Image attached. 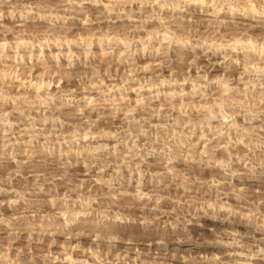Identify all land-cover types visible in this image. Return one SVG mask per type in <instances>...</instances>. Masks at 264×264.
<instances>
[{"label": "rangeland", "instance_id": "374dc122", "mask_svg": "<svg viewBox=\"0 0 264 264\" xmlns=\"http://www.w3.org/2000/svg\"><path fill=\"white\" fill-rule=\"evenodd\" d=\"M120 2L122 0H97L93 5L89 0H83L87 10L85 14L75 6L70 7L71 0H10L17 10L26 12V18L21 25L18 16L15 28L5 18L0 29V53L5 54L0 55V147L5 131H8L9 140L14 141L5 151L12 152L16 160L26 158L23 154L30 144L35 151L31 157L35 169L45 174L58 172L62 161H70L68 176L65 181L57 182L60 185L57 192L63 194L65 188L79 184L82 193L100 196L93 208L108 207L109 216L119 213L127 217L123 221L108 222L110 230L118 236L112 242L110 259L127 252L126 259L134 260L135 264H233L239 257L231 255L234 249L224 244L197 245L181 239L185 232L193 238L208 237L209 228L220 230L222 225L219 221L213 222L198 215L191 217L192 222L186 227L181 224L172 228L169 221L175 214L167 213L171 201L179 196L182 189H176L169 183L171 173L165 169L159 150L167 143L176 152V141L167 137L191 129L194 132L191 143L197 149L207 151L216 141L211 139L205 124L213 127L222 123L234 124L237 128L250 129L252 137L258 135L264 126V112L260 111L264 108V63L251 53V58H246L243 52L238 51L233 58L240 63L225 73L216 63L218 57L206 58L200 54L199 48L190 47L205 41L223 42L236 48L241 46L235 35H225L226 32L232 33L234 26L209 23L212 9L201 10L195 3L184 10L158 9L152 0H128L124 11L119 13L103 8L105 4ZM185 2L156 0V3L170 5ZM76 4L80 5L81 0H76ZM141 4H151V7H141ZM98 11H102L103 16L97 20ZM224 18V12L217 14L216 19ZM161 21H164V26ZM4 29L12 30L5 32ZM251 34H264V28H253ZM74 40L80 43H71ZM129 40L133 43L127 44ZM142 41L149 48L166 45L167 60L161 56L154 60ZM70 54L71 66L68 67ZM157 63L161 64L159 69L156 68ZM57 68L63 70V78L52 75ZM93 70L96 76L92 75ZM170 71L177 83L167 82ZM113 107L115 115L110 116L108 113L113 111ZM237 112L240 114L235 115ZM251 113H256L258 118L248 124L246 121ZM5 114L10 130L4 123ZM98 116L101 118L97 119ZM89 121H95L91 129ZM123 128L127 133L120 131L119 135L127 141V147L117 144V155L109 157V160L123 157L128 148L139 152L144 160L140 162L137 157L129 167H121L118 184L113 181L120 195L114 191L111 197H105L100 194L107 188L91 177L105 180L115 169L108 168L102 173L94 169L86 177L84 163H75L71 154L61 155L68 151V145L62 141L69 139V133L79 132L85 138L82 144L90 141L91 146L98 142L107 145L104 153H96L103 158L112 151L116 140L111 136L98 138L96 133L99 130L116 132ZM89 131L91 137L88 136ZM228 136L235 138L236 132L230 129ZM226 140L227 137L219 138L220 143ZM148 149H156L157 152L146 155ZM235 151L242 152V145H237L235 150L229 147V152ZM224 154L223 149H216L217 159ZM15 167L13 159L0 158V177L7 176ZM176 167L183 168L184 165L177 164ZM215 172V168L198 170L193 165L189 174L198 173L200 179L210 180ZM25 175L27 173L22 172L13 182V187L24 183ZM233 184L248 188L252 200L264 191V181L260 177L254 180L233 178ZM157 200L166 214L152 210ZM142 204L146 206L141 207ZM229 204L235 206V201L229 200ZM261 210L264 211V207ZM0 211L4 215L10 214L6 206ZM48 211L46 206L42 207L40 216ZM153 215L158 219L147 226L141 224L142 218L151 219ZM231 227L236 232L250 234L245 236L244 242L253 249L264 247V232L254 230L243 221ZM162 239L163 243H160ZM68 242L78 244L80 248L93 244L87 235L68 237ZM17 246L27 247L33 252L56 253L66 244L63 235L45 234L41 238L34 237L33 241L22 236ZM100 246L103 248L104 242H100ZM216 257L219 260L214 259Z\"/></svg>", "mask_w": 264, "mask_h": 264}, {"label": "clouds", "instance_id": "9594fccd", "mask_svg": "<svg viewBox=\"0 0 264 264\" xmlns=\"http://www.w3.org/2000/svg\"><path fill=\"white\" fill-rule=\"evenodd\" d=\"M93 5L97 0H89ZM158 9L171 7L174 10L179 8L184 10L189 4L195 3L201 10L212 9L210 13L212 19L209 23L216 25L228 24L233 27V32H226L225 35H235L240 39L241 46L234 47L227 43L201 42L193 44L190 47L193 49L199 48L201 55L206 58L218 57V63L227 73L233 65L240 63L239 60L233 58L236 52H243L246 58L249 53L260 58L261 63H264V34L254 36L251 34L253 28H264V0H210L208 3H202L201 0H186L184 4L170 5L167 3H156L152 0ZM128 0H122L120 3H109L103 6L105 11L123 12L124 5ZM70 7L75 6L76 10L87 14L86 8L81 4L77 5L76 0H71ZM130 6V5H129ZM149 6L141 4V7ZM33 7H36L35 5ZM220 12L225 13L223 20L216 19L217 14ZM19 16V24H23L26 18V12H20L11 3L10 0H0V29L3 28V21L7 18L12 23V28L17 26V17ZM103 16L102 11H98L96 19ZM117 18H120L117 15ZM159 19L158 16L155 17ZM242 18V19H240ZM86 23H91L87 21ZM164 26V21H161ZM12 29H4L5 32ZM218 31V28L216 29ZM71 43L78 44L80 41L74 40ZM127 44L133 43L129 40ZM145 49H147L155 60L157 56H161L164 61L167 60V46L149 48L148 44L141 42ZM164 42L161 41V44ZM127 51V47L125 48ZM0 55H5L0 53ZM69 65L71 66V54L69 56ZM161 67L160 63L156 64V68ZM48 70L45 69V72ZM44 73H41L43 76ZM52 75H60L64 77L63 70L57 68L52 72ZM93 76L97 73L93 70ZM173 73L169 72V81L177 83L173 78ZM156 78L159 80V72L156 73ZM223 78V77H222ZM215 83V82H212ZM147 84V82H146ZM135 90V89H133ZM230 91V89H225ZM70 95V94H69ZM151 99V97H146ZM264 103V99H262ZM115 107L113 111L108 113L110 116L115 115ZM264 112V108L260 109ZM157 115L156 112L152 113ZM237 112L235 115H239ZM101 117L98 116L97 119ZM256 113L250 114V119L246 122L251 124L252 119H257ZM211 119V118H210ZM4 123L10 130L11 125H8L7 114H5ZM95 124V121H89V129ZM199 126V125H197ZM79 127V126H77ZM208 132L211 139L216 141L214 146L206 151L204 149H197L195 144L191 143V138L194 132L189 129L188 132L173 133L167 139L175 140L178 150L173 152L168 144H164V148L159 152L163 155L165 161L164 167L171 173L169 183L176 189H182L179 196L171 201V207L167 214H175L173 219L169 221L172 228L175 229L177 225L186 227L191 223V217L203 216L213 222L219 221L221 223L220 230L209 228V236H198L193 238L187 232L181 237L183 241L192 244H224L229 248L234 249L231 255L239 257L233 264H264V247H253L246 244L245 236L250 234H242L232 229L234 223L243 221L251 225L254 230L264 232V191L255 199H250L252 193L244 186L237 187L233 184V178L247 177L249 180H254L260 177L264 181V126L260 128L259 134L255 137L250 136V129L237 128L234 124L222 123L218 126H209ZM236 132V137L228 136L229 130ZM120 131L127 133V129H118L116 132H104L99 130L96 135L98 138L114 137L116 144L112 145V151L107 152L101 158L96 153H104L107 145L98 142L95 146L88 143H81L85 138L79 132L69 133V139L62 141L68 145V151L61 153L63 156L71 154L75 157V163H84L85 176L88 177L94 169L99 173L108 168H114L108 174L107 179L101 180L96 177H91L97 184L107 188L106 192L100 195L111 197L113 192L116 191L113 181L118 184L119 170L121 167H129L134 163L136 158H140L143 162L144 157L140 153L128 148L123 157L117 160H109V157L117 155V144H124L127 147V141L120 137ZM92 133L89 131L88 136L91 137ZM181 136L184 138L179 139ZM220 137H227L225 143H220ZM34 138V137H33ZM14 141L9 140L8 131L3 134L2 147H0V158L13 159L16 167L9 171L7 176L0 177V209L5 206L10 210L9 215H4L0 211V264H135L134 260L126 259L127 252L123 256L117 254L109 258L112 248V242L118 236L112 232L108 222L123 221L127 217H122L119 213H112L108 207L95 209L93 204L97 203L100 196L93 193H82L81 185L76 184L65 188L64 193L57 192V182L65 181L68 176L67 169L71 166V162L64 160L59 165V170L56 173L45 174L37 171L32 162L31 157L35 155V151L31 149L29 144L28 150L23 154L26 158L16 160L12 152H6L9 144ZM73 144L76 147H73ZM237 145H242L243 151L229 152V147L236 149ZM224 150V155L219 159L216 158V149ZM47 150V149H45ZM157 152L156 149H148L146 155H151ZM51 154V153H49ZM177 164H183V168L176 167ZM195 165L198 170L203 168H215L216 172L212 174V179H200L198 173L190 175L192 166ZM138 168L139 165L137 164ZM26 172L27 175L23 176L24 183H17L13 187V182L17 177ZM28 177H33L29 180ZM117 195H120L116 191ZM160 199H168L161 197ZM229 200L235 201V206L229 204ZM46 206L49 211L43 216H40V209ZM146 205L142 204L141 207ZM190 209V211H188ZM152 210L159 212L161 215L166 214L164 209L160 207V201L157 200L152 205ZM246 210V211H245ZM238 218V219H237ZM158 219L153 215L151 219L145 217L141 219V224L147 226L154 220ZM227 224L228 227H223ZM75 229V230H74ZM63 235L65 236L66 246L62 247L60 251L52 253L51 251L33 252L27 247H18L17 241L24 236L27 240L33 241L35 238H41L43 235ZM80 235L90 236L93 244L88 248H80L79 245H71L68 242V237H78ZM100 242H104V247L101 248ZM163 243V239L159 241ZM238 249L239 251H235ZM75 255V258H74ZM219 260L218 257L214 258Z\"/></svg>", "mask_w": 264, "mask_h": 264}]
</instances>
